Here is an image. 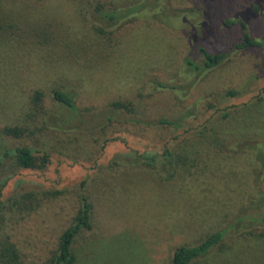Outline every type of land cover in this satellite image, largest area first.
Returning a JSON list of instances; mask_svg holds the SVG:
<instances>
[{"label":"rangeland","instance_id":"rangeland-1","mask_svg":"<svg viewBox=\"0 0 264 264\" xmlns=\"http://www.w3.org/2000/svg\"><path fill=\"white\" fill-rule=\"evenodd\" d=\"M93 1L0 0V131L6 126L23 130L18 138L0 134V151L19 142L52 146L76 159L78 166L91 167L92 130L85 125L80 142L67 143L41 123L45 118L48 126L62 125L63 109L49 98L52 88L69 92L79 113L111 100L130 101L140 114H163L181 123L183 117L177 116L184 115L187 102L165 89L139 94L138 87L146 74H169L184 58L193 56L196 64L201 63V55L191 56L187 46L191 24L203 22L204 43L214 48L237 40L242 31L236 24L223 25L222 20H241L252 38L264 41V0H164L160 17L148 15L100 31L88 19ZM97 1L119 5L131 0ZM167 17L172 20H164ZM230 56L214 71L221 78L218 91L238 85V76L246 72L263 74L264 45ZM231 67L236 70L235 80L224 72ZM33 89L44 93L45 117L31 114ZM221 96L207 103L230 114L223 120L215 112L212 130L200 132L209 115L205 101L200 115L186 117L181 126L167 132L165 145L179 156L171 177L161 179L146 165L108 168L100 163L92 170L80 169L89 175L84 189L92 204L91 229L76 238L72 264H168L176 246L195 244L208 232L228 225L218 247L194 264H264V238L240 231L232 219L250 187L258 185L264 192V156L251 157L230 148L233 141L249 139L259 143L264 155V92L259 90L256 98L233 112L225 106L242 101ZM84 118L70 117V124L80 127L87 123ZM223 129L232 135L221 136ZM125 132L120 133L127 148L113 143L110 149L141 146ZM153 149L158 151L159 144ZM106 154L108 162L111 156ZM59 157L53 155L51 168ZM12 162L0 152V182L13 171ZM78 166L62 168L61 179L77 175ZM81 176L62 188L52 182L20 181L22 188L35 184L54 189L36 196L33 209L12 214L3 229L26 262L43 264L56 236L72 220Z\"/></svg>","mask_w":264,"mask_h":264},{"label":"trees","instance_id":"trees-1","mask_svg":"<svg viewBox=\"0 0 264 264\" xmlns=\"http://www.w3.org/2000/svg\"><path fill=\"white\" fill-rule=\"evenodd\" d=\"M163 1L131 0L114 5L113 3L95 0L93 1L96 2L95 5L87 10L88 19L91 20L95 31L105 30L102 29L103 27H120L140 17L148 15L156 17L160 14L158 11L159 9L161 10V3ZM199 1L205 2L206 0ZM106 4H109V6L105 7L104 5ZM164 20L170 21L172 17L164 18ZM202 23V21H199L191 24L187 32L189 53L191 56L195 53L200 54L202 57L201 63L196 64L193 56L184 58L169 74L162 75L156 72L146 74L138 87L139 94L145 93L151 95L161 89H165L183 102H187L184 105V115L177 116L183 117L181 123L179 119L172 118V116L166 117L163 114L153 116L140 114L130 101L111 100L106 104L104 103V105L82 109L81 113H79L73 96L66 90L57 87L50 90L49 98L53 103L55 102L58 105L60 110L63 109L62 115L64 117L61 120L62 125L48 126L51 123L45 121V118L42 119L41 123L52 132L65 137L67 143L73 140L75 142L78 141L79 137L83 135L81 131H83L85 125L88 130H92L94 137L89 139V148L93 153L89 163L91 167L86 164L89 170L97 167L100 163H105L108 168H116L121 165L127 168L146 165L161 179L171 177L177 165L174 163L179 162V156L175 157L172 151L165 145L167 132L171 130L172 126H181L186 117L190 118L200 115L203 102L206 101L207 106H205V110L209 112V115L205 117L204 123L206 126L204 125L200 128V132H203L205 128L212 130V120L216 118H214L216 114H213L219 112V118L224 120L229 117L230 111L228 109H221L220 111L218 107H214L213 104L215 103H207L208 99H215L220 94L224 98L242 101L238 104H233V102L229 106H225L229 107L231 112H233L235 108L240 105L244 106L256 98L259 90L261 93L264 92V84L262 83L264 82V72L260 75L245 71L246 75L238 76L237 83L239 86L235 84L219 91L218 87L221 84V78L214 73L226 60H229L231 54L242 49L261 47L264 45V41L252 38L246 30L244 22L241 20H222L221 23L223 25L236 24L241 27L242 31L237 40L231 41L223 48H214V46L204 43L205 31L203 30L204 25ZM233 67L228 72L225 69L226 71L224 72L229 78L232 77L234 79L232 74L236 70ZM246 79H249L251 83H248ZM259 86L260 89L257 90L256 88ZM29 109L32 115L39 114L40 117L46 116V112H44L46 111L44 93L41 90H31L29 94ZM96 114L97 116H94ZM70 117H87L86 119L84 118L87 123L81 124L80 127L72 125L70 124ZM92 122L95 124L91 125ZM3 130L4 132L1 130L0 134L6 137L18 138L23 135V130L16 127L6 126ZM121 130L126 131V135L140 142L141 146L136 148L128 146V149H126V138L120 133ZM219 133L223 137L232 135V131L227 133L224 132V129L219 131ZM158 140H161V142L158 143ZM113 143H124L126 148L125 150L120 148L110 149ZM157 144H159L160 148L158 151L153 149ZM230 146V148L242 151V153L251 157L257 154L260 157L264 156L259 150V143L250 141L249 139L239 140L238 142L233 141L230 143ZM0 152L2 156H10L13 159L12 163L14 166L13 171L10 172L11 174H6L7 176L0 182V264H32L21 258L19 250L10 241L3 229L12 214L17 211L23 212L33 209L31 204L36 196L54 189H48L47 186L39 188L35 184L22 188L20 187V181L27 179L30 182L36 181L42 184L52 182L55 188H62L66 184L71 183L73 181L71 179H74V177L81 176L85 170L87 171V168L84 165L78 166L79 164H77L76 159L69 157L63 151L55 150V147L52 146L32 147L26 142H19L12 147L5 145L4 149ZM106 153H110L111 156L108 162H105ZM177 153L180 154V152ZM57 154L60 156L58 162L55 168H51L52 157ZM73 164L78 166L79 171H77V175H74L73 178L62 180L60 170L62 168H69L70 166L72 168ZM88 176L83 174L80 177L76 213L69 224L61 229L60 233L56 236L54 245L43 264H72L74 261L73 245L76 238L91 229L92 204L84 189ZM15 181L19 183L17 184ZM14 182L15 184L13 185ZM232 219L240 231L247 230L248 235L264 238V192L258 185L248 189L243 196L242 202L234 209ZM228 227L229 225L208 232L195 244L176 246L171 252L168 264H194L201 257L211 254V250L218 247L222 242V238ZM254 229L258 231L254 232Z\"/></svg>","mask_w":264,"mask_h":264}]
</instances>
